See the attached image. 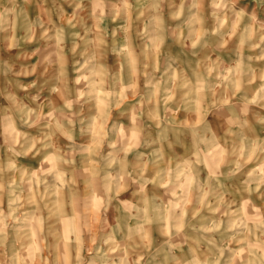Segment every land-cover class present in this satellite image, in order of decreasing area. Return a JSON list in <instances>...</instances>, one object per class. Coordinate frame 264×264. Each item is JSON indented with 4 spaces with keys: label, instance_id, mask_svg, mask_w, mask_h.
I'll return each instance as SVG.
<instances>
[{
    "label": "clouds",
    "instance_id": "obj_1",
    "mask_svg": "<svg viewBox=\"0 0 264 264\" xmlns=\"http://www.w3.org/2000/svg\"><path fill=\"white\" fill-rule=\"evenodd\" d=\"M0 264H264V18L0 0Z\"/></svg>",
    "mask_w": 264,
    "mask_h": 264
},
{
    "label": "rangeland",
    "instance_id": "obj_2",
    "mask_svg": "<svg viewBox=\"0 0 264 264\" xmlns=\"http://www.w3.org/2000/svg\"><path fill=\"white\" fill-rule=\"evenodd\" d=\"M239 5H246L249 12L255 11L257 16L264 18V0H239Z\"/></svg>",
    "mask_w": 264,
    "mask_h": 264
}]
</instances>
